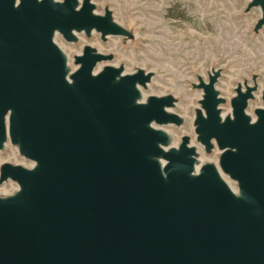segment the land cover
Segmentation results:
<instances>
[{"label":"water","instance_id":"water-1","mask_svg":"<svg viewBox=\"0 0 264 264\" xmlns=\"http://www.w3.org/2000/svg\"><path fill=\"white\" fill-rule=\"evenodd\" d=\"M254 7L257 32L264 0ZM92 31L131 37L92 0H0V150L9 141L32 162L0 164V185H17L0 195V264H264V87L247 112L257 76L235 85L227 115L220 70L197 76L195 139L220 150L199 164L189 136L174 146L164 129L183 121L176 98H143L151 71L125 72L89 44L70 69L55 35Z\"/></svg>","mask_w":264,"mask_h":264},{"label":"rangeland","instance_id":"rangeland-1","mask_svg":"<svg viewBox=\"0 0 264 264\" xmlns=\"http://www.w3.org/2000/svg\"><path fill=\"white\" fill-rule=\"evenodd\" d=\"M95 11L103 13L108 7L115 22L131 32V37L106 36L98 32L89 36L75 33L77 40L66 42L60 34L55 42L67 55L70 69L75 68L73 56L89 44L102 53H111L112 65H122L125 72L136 68L151 71L152 77L142 90L143 98L150 94H172L176 98L172 111L178 113L181 125H166L171 144L177 146L184 134L197 150L199 164H217L220 150L214 146L205 152L195 139L193 119L200 107L202 90L194 87L197 76L207 80L214 69L220 74L215 87L225 99L220 104L222 115L230 114L229 99L237 83L257 76L258 89L249 101L247 112L261 106V89L264 87V27L257 32L253 25L260 16L258 7L246 10L250 0H92ZM106 62H101L97 69ZM31 166L9 141L0 150V164ZM233 187L235 183L226 178ZM17 185L7 180L0 185V195L14 192Z\"/></svg>","mask_w":264,"mask_h":264},{"label":"bare ground","instance_id":"bare-ground-1","mask_svg":"<svg viewBox=\"0 0 264 264\" xmlns=\"http://www.w3.org/2000/svg\"><path fill=\"white\" fill-rule=\"evenodd\" d=\"M170 133V131H168Z\"/></svg>","mask_w":264,"mask_h":264}]
</instances>
